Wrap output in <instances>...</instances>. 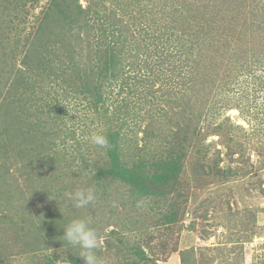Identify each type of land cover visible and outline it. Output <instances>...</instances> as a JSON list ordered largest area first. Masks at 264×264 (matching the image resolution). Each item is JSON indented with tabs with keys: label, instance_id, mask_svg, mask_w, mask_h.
I'll return each mask as SVG.
<instances>
[{
	"label": "trees",
	"instance_id": "16d2710c",
	"mask_svg": "<svg viewBox=\"0 0 264 264\" xmlns=\"http://www.w3.org/2000/svg\"><path fill=\"white\" fill-rule=\"evenodd\" d=\"M25 1L5 3L1 13L3 16L8 14L0 22V34L7 35V30H2L10 23L5 20L17 21L19 16L13 13ZM114 1V10L105 14L89 7L81 8L77 0H49L41 19L36 17L31 30L19 44L20 66L10 65L0 70V79L4 75L9 78L12 73L16 75L14 80L25 85L32 77L45 79L47 84L58 80L60 86L67 89L60 91V95L66 93L68 100L77 96L83 98L77 101V105L82 104L78 114L67 109V105L77 106L73 104L76 99L62 104L58 93L44 99L37 110L38 116H43L44 120L49 117L59 133L64 134L59 143L56 139L53 141L52 147L69 145L71 151L63 152L62 157L71 162L76 160L79 169L74 171L90 168V183L94 184L96 192L103 193L101 198L115 201L126 210L125 223H114L116 227L109 233L106 250L103 253L97 249L96 255L100 261L112 250L122 260H119L120 264H155L158 259L146 256L139 245L140 240L129 234L138 229L137 217L130 225L132 214L146 203L156 208L168 205L170 213L159 214L153 223L160 229L154 235L144 232L143 242L151 252L155 249L177 251L176 247L169 249L168 243L176 230V222L183 216V212L178 214L179 204L188 198L182 171L189 148L194 147L199 161V165H194L198 179L206 174L201 164V147L195 142L201 132L218 134L228 140L237 128L244 140L264 134V128L246 131L243 126L235 125L228 115H222L230 109L248 111L251 102L258 110L256 113L264 114V97L260 105L253 102L258 91H264V4L263 0H226L220 10H208L209 15H203V24H198L196 20L184 17L181 7L175 11L167 9L170 0ZM152 2L157 4L149 6ZM242 5L244 16L235 21L242 26L236 29L234 23L225 21L222 11L231 13ZM177 18H183L180 19L183 26L180 30ZM23 33L16 32L10 37L17 41ZM3 40L0 35V41ZM161 44L164 45L159 46ZM74 45L79 47L77 51L70 48ZM58 47H68L67 58L62 61L52 54ZM161 50L166 55H159ZM140 57L142 63L138 60ZM3 83L0 80V85ZM17 90V97L12 94L16 101L21 94L31 92L24 86L22 92ZM4 91L2 93L0 89V98L10 105L13 101L11 93L6 88ZM163 120L168 121L161 132L163 135L159 130L154 134L153 124ZM6 121L1 122L4 126L0 129L13 125L12 122L5 125ZM40 123L44 124L43 121ZM139 132L143 143L138 147L135 140ZM93 133L104 134L109 147L103 149L90 144L85 138ZM256 150L264 155V143ZM227 151L230 155L239 151L243 154L237 142L234 147L228 146ZM245 162L250 168L256 166ZM213 166H217V161L208 167ZM207 174L213 173L207 171ZM231 174L236 172L230 169L225 173L217 171L222 177ZM117 183L123 188H113ZM256 184L264 193L263 182ZM114 190H119L117 198ZM113 211L110 206L109 213ZM186 227L194 226L190 223ZM154 241L155 245L152 244ZM75 255L70 264H84ZM179 255L182 264H196L192 248L179 251ZM259 264H264V257Z\"/></svg>",
	"mask_w": 264,
	"mask_h": 264
},
{
	"label": "rangeland",
	"instance_id": "374dc122",
	"mask_svg": "<svg viewBox=\"0 0 264 264\" xmlns=\"http://www.w3.org/2000/svg\"><path fill=\"white\" fill-rule=\"evenodd\" d=\"M8 1L0 0V22L8 14L3 16L4 14L1 13ZM170 1L169 8L167 1V9L175 11L181 7L184 17L203 24V15H209L208 10L213 8L220 10L222 2L226 0ZM77 3L83 9L89 7L105 14L112 12L115 6L114 0H77ZM48 4L49 0H26L23 4H19L18 11L13 13L18 14L17 21L14 22L11 18L5 20L10 24L3 26L7 27L2 30H7V35L0 34L4 38L3 42L0 41V70L9 68L10 65L20 66L22 53L19 44L25 34L31 30L36 17L41 19L42 12ZM155 4L157 3L152 2L149 6ZM222 13L225 21L234 23L236 29L242 26L239 27V22L235 21L244 16L243 5L237 11L234 10L231 13L222 11ZM231 15L232 18H230ZM180 19L183 18L176 19L179 30L183 28ZM16 23L19 25L17 26ZM170 24L171 20L168 25ZM21 31L25 33L20 34L17 41L10 37ZM162 45L164 44L159 46ZM70 48L74 51L79 49L77 45ZM4 49H6L5 52ZM67 49L68 47H58L52 54L55 53V56L57 55L62 61L67 58ZM159 55H166V52L161 50ZM59 60L56 61L59 62ZM138 60L142 63L143 58L140 57ZM15 77L16 75L11 73L9 78L4 75L3 79H0L4 82L2 85L6 86L0 85L2 93H5L6 88L11 93L10 98L13 99L10 105H6L4 99L0 98V127L4 126L1 124L4 119L7 120L5 125L9 122L13 124L6 129H0V264H70L77 250L70 249L72 252L67 250L63 252L60 236L63 235L61 228L72 218H86L91 221V226L99 236L98 249L104 253L109 233L115 229V224L125 223L126 210H123L115 201L101 198L103 193L99 191V193L96 192L97 199L87 209L76 210L65 207L66 201L63 194L77 188L94 186L90 183L92 174L88 167H83L81 172H75V169H79L76 160L71 162L70 159L65 160L62 157L63 152L71 151L69 145L60 144L52 147L53 141L56 139L55 142L59 143V138H62L64 134L59 133L55 122L49 117H45L46 122H44L43 116H38L37 110L44 99L56 93H58L59 103L62 104L76 99L73 104L77 105V101L83 98L77 96L68 100L70 98L66 93L60 95V91H67V89L60 86L61 83L58 80L47 84L45 79L32 77L25 85L19 80H14ZM15 85L16 88H14ZM23 86L31 89V92L21 94L16 101L12 94L17 97L16 90L18 89L19 93L22 92ZM250 93H252L251 90ZM256 95L257 99L253 102L260 105L263 102L264 91L260 90ZM249 97H251L250 94ZM28 98L30 100L27 103ZM81 105L75 107L67 105V109L78 114L81 111ZM253 105L251 102L248 111L230 109L222 115H228L235 125L243 126L246 131L252 128H264V114L256 113L258 110ZM59 110L56 111L57 115L60 113ZM167 123L168 121L165 120L155 122L152 132L156 134L159 130L161 133ZM66 124L69 125V120ZM241 134L237 128L235 134L230 133L228 140L218 134L205 135L201 132L195 141L199 143L203 153L201 164L204 165L203 171L206 174L207 171L213 174H204L198 179L195 176L194 165H199L197 163L199 161L194 147L189 148L182 171V182L187 187L185 194L188 198L179 204L178 214L183 212V216L176 222L174 226L176 230L173 231L168 243L169 249L176 247L177 251L162 252L155 249L151 252L143 242L144 232L154 235L160 229L153 223L159 214L170 213L171 208L168 205L163 207L160 205L161 208H156L146 203L132 214L130 225L137 217L138 229L129 234L140 240L139 245L146 256L158 259L155 264H182L179 251L189 248L194 251L196 264H259L264 257V193L256 184L257 181L263 182L262 187H264V155L256 150L257 146L264 143V134L250 136L248 140H244V135ZM141 136V132L137 133L135 144L138 147L143 143ZM260 136L263 137L260 139ZM235 142L241 145L243 154L239 151L230 155L227 151L228 146L234 147ZM208 144L211 146L207 147ZM214 161H217V166L208 167ZM245 161L256 166L250 168ZM229 169L236 174L226 177L217 175V171L225 173ZM240 170L243 172L239 173ZM113 186V188H123L119 183ZM118 191L114 190L116 198ZM110 206L114 209L112 214L109 213ZM190 223L194 226L191 229L186 227ZM132 240L137 242L135 239ZM152 244L155 245V241ZM75 257L80 261L83 260L78 254ZM101 259L100 264L103 260H106L103 264H120V259L112 250L107 251ZM148 264H154V262H148Z\"/></svg>",
	"mask_w": 264,
	"mask_h": 264
},
{
	"label": "clouds",
	"instance_id": "9594fccd",
	"mask_svg": "<svg viewBox=\"0 0 264 264\" xmlns=\"http://www.w3.org/2000/svg\"><path fill=\"white\" fill-rule=\"evenodd\" d=\"M85 139L99 148L107 149L109 147V141L102 133H93ZM63 197L66 201V208L80 210L87 209L89 205L93 204L97 199V193L96 188L90 186L65 192ZM61 229L63 230V235L60 236L63 252L76 249L75 253L83 259L84 264H100L96 255V250L100 247L99 236L97 231L91 226L89 219L72 218Z\"/></svg>",
	"mask_w": 264,
	"mask_h": 264
}]
</instances>
